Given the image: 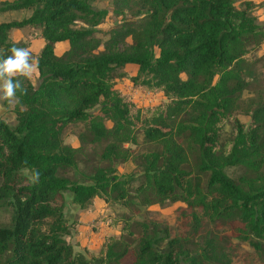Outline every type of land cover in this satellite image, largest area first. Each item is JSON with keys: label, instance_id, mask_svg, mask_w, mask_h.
<instances>
[{"label": "trees", "instance_id": "trees-1", "mask_svg": "<svg viewBox=\"0 0 264 264\" xmlns=\"http://www.w3.org/2000/svg\"><path fill=\"white\" fill-rule=\"evenodd\" d=\"M93 1H0V11L30 10L0 22V53L43 40L33 54L38 83L25 81L27 93H17L12 125L0 117V208L10 211L0 225V264H227L221 238L198 230L203 217L260 252L264 98L242 97L261 61L253 51L264 42L252 0H107L105 8ZM107 16L118 20L102 30ZM12 29H24L23 39L10 41ZM59 41L68 47L55 55ZM127 64L136 66L131 76ZM119 78L165 100L136 106L115 87ZM76 123L83 128L73 147L61 137ZM225 124L229 135L222 138ZM139 143L147 149L125 146ZM84 144L102 145V165L84 182L60 175L74 167ZM124 161L140 170L135 186L132 174H116L115 164ZM230 167L237 169L233 177L225 172ZM64 192L80 209L95 198L105 208L125 207L127 213L104 219L120 223L118 233L94 251L73 250L66 237L78 224L63 214ZM176 201L190 210L188 236H171L159 219L136 218L140 208Z\"/></svg>", "mask_w": 264, "mask_h": 264}, {"label": "rangeland", "instance_id": "rangeland-1", "mask_svg": "<svg viewBox=\"0 0 264 264\" xmlns=\"http://www.w3.org/2000/svg\"><path fill=\"white\" fill-rule=\"evenodd\" d=\"M252 3L255 6V9L264 6V0H252ZM90 4L95 8L104 7L105 5L102 0H99L96 3L90 2ZM29 12V9L0 11V22L21 19L26 17ZM253 12L255 14V11ZM258 13H261L260 16L256 15ZM256 14V23L264 28V10L257 9ZM117 20L118 19L113 16H107L104 18L103 23L107 24V27H111L117 22ZM24 33V29L10 30L8 33V39L12 42H15L17 39L22 40ZM253 55L256 57L260 56L261 61L256 64L254 70L255 80L251 83L249 88L243 92V99L264 98V42L254 49ZM125 71L128 75L133 74L132 67L126 68ZM115 87L121 92L127 94L131 101L139 107L154 105L165 100L161 92L152 93L146 90L133 89L127 78L116 79ZM12 108L13 106L8 107L7 116H0L9 125L14 123ZM236 117L241 122L246 123L248 120V117L242 114L241 111H237ZM105 124L108 127L110 126V122L108 121H106ZM82 128L83 123L66 126L62 132V142L73 147L78 146L79 141L77 138V132ZM228 135L229 125L225 124L221 137L224 138ZM125 146L131 148L135 153L147 149V146L142 143L136 145L126 144ZM101 147V144H84L75 160L74 167L64 168L59 171V174L66 176L72 181L84 182V175L88 174L91 168L102 165V162H98L97 160V153ZM115 167L116 174L118 175L130 173L134 176L132 186H135L138 183L140 170L134 163L130 161L117 162ZM225 172L233 177L237 173V169L230 167L226 168ZM24 173L26 174L25 171ZM61 204L65 218L67 220L75 221L80 225L79 240L75 239L76 233H74L72 229L70 230V234L66 237L72 243L73 250L79 252H83L82 248H89L94 251L104 236L118 233L120 223H117L116 225L106 224L104 219L113 217L115 214L128 212L125 207L119 204L114 205L112 208H105L103 202L98 198H95L93 203L87 208L80 209L70 201V194L68 192L63 193ZM196 214L198 217H202L201 211H197ZM136 218L145 221L153 219L164 221L167 223L168 231L171 236L185 237L190 235V210L186 209L185 204L179 201L167 205L154 204L140 208V213ZM9 219L10 211L0 208V225L8 223ZM207 229L221 238L225 258L228 259L227 264H264V241H261L260 243L262 246L261 251L257 252L246 240L241 238L235 230H231L225 225L219 224L214 227L212 223L208 222L207 219L203 217L201 227L198 230L204 232Z\"/></svg>", "mask_w": 264, "mask_h": 264}, {"label": "clouds", "instance_id": "clouds-1", "mask_svg": "<svg viewBox=\"0 0 264 264\" xmlns=\"http://www.w3.org/2000/svg\"><path fill=\"white\" fill-rule=\"evenodd\" d=\"M7 55L0 53V116L8 115V107L19 104V97L27 93L24 82H36L34 78L39 72V61L33 57L28 47L13 45L6 50ZM39 176L36 172L32 179Z\"/></svg>", "mask_w": 264, "mask_h": 264}, {"label": "crops", "instance_id": "crops-1", "mask_svg": "<svg viewBox=\"0 0 264 264\" xmlns=\"http://www.w3.org/2000/svg\"><path fill=\"white\" fill-rule=\"evenodd\" d=\"M0 1H11V0H0ZM99 0H96V1H93L94 3H96V2H98ZM103 2H104V7H100V8H105V6H106V3H107V1L106 0H102ZM258 10H264V6L262 7V6H260L259 8H257ZM257 9H255V6L253 5V10L255 11V14H256V10ZM261 14V13H260ZM260 14L258 13L257 14V16H260ZM100 29H102V30H106L107 28H109V27H107V24H101V25H99L98 26ZM12 30H19V29H12ZM18 40V39H17ZM16 40V41H17ZM15 41V42H16ZM42 44H43V40H42V38L41 37H39V36H36V37H34L33 39H31V41H30V44H29V47L28 48H30V50L32 51V53L34 54V53H36L40 48H41V46H42ZM67 47H68V44H67V42L66 41H59V42H57V43H55V45H54V48H53V52H54V54L55 55H60L61 53H63L66 49H67ZM128 67H132L133 68V74L135 73V70H136V66L135 65H133V64H127L126 66H125V69L126 68H128ZM132 74V75H133ZM131 76V75H130ZM36 77H37V74H36V76H35V81H36ZM33 83V82H32ZM33 84H36V82L35 83H33ZM80 225H77V233H76V237H75V239H78L79 240V237H80ZM84 244V243H83ZM89 249V248H88ZM90 250V249H89Z\"/></svg>", "mask_w": 264, "mask_h": 264}]
</instances>
